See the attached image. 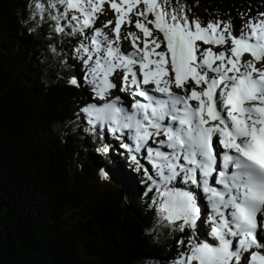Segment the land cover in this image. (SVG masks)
I'll use <instances>...</instances> for the list:
<instances>
[{
	"label": "snow or ice",
	"instance_id": "obj_1",
	"mask_svg": "<svg viewBox=\"0 0 264 264\" xmlns=\"http://www.w3.org/2000/svg\"><path fill=\"white\" fill-rule=\"evenodd\" d=\"M105 5L107 33L97 26ZM35 9L57 35L77 37L87 82L106 100L78 109L84 131L119 141L147 178L156 215L184 234L172 264H264V10L237 25L202 23L179 0H37ZM129 88L144 100L130 109L111 91Z\"/></svg>",
	"mask_w": 264,
	"mask_h": 264
},
{
	"label": "trees",
	"instance_id": "obj_2",
	"mask_svg": "<svg viewBox=\"0 0 264 264\" xmlns=\"http://www.w3.org/2000/svg\"><path fill=\"white\" fill-rule=\"evenodd\" d=\"M36 2L0 0V264H172L184 234L156 215L134 162L108 166L119 141L84 131L78 109L95 96L77 37L57 35L47 13L41 23ZM179 3L202 23L264 10V0Z\"/></svg>",
	"mask_w": 264,
	"mask_h": 264
},
{
	"label": "rangeland",
	"instance_id": "obj_3",
	"mask_svg": "<svg viewBox=\"0 0 264 264\" xmlns=\"http://www.w3.org/2000/svg\"><path fill=\"white\" fill-rule=\"evenodd\" d=\"M108 19H113V21H114V16H113V13L111 12V10H109L107 8V5H105V13L102 14V15H100V17H99V23H98L97 26L102 27V25L104 24V22L106 20H108ZM240 23H241V21H238L237 25H239ZM111 27H112L111 25L109 26V28H103L102 27V30L107 33V32H109V29ZM130 30H133V29L128 28V27H124L123 30H121L122 31V35L124 33H126L127 31H130ZM84 42L87 43V41H84ZM121 47H122V50H124V49L130 50V46L127 44L126 41H121ZM85 72L87 74V66H86V69H85L84 73ZM89 87L91 89V92L94 94V92L92 91V87L91 86H89ZM100 101L102 102V103H99L100 105H102V104H104L106 102V100H100ZM89 103H97L98 104V102L95 101V100H93V99H90V102ZM115 146H116L115 144H110V148L111 149H114ZM115 158H116L115 154H112L111 155V158L108 159L109 160L108 166H109V164L112 165V166H115V164L118 165V164H121L122 163V164H124V167H125V165H127L128 160H129L128 158H126V156L124 157V155H121V158L120 159H117V158L115 159ZM142 165L144 167H146V168H149V167L151 168V165L147 162V160L146 161H143L142 162ZM124 167H121L120 169L122 170V169H124ZM205 217H207V216H205ZM205 220H207V218H205ZM206 231H207L206 229L205 230L203 229L201 232H206Z\"/></svg>",
	"mask_w": 264,
	"mask_h": 264
},
{
	"label": "bare ground",
	"instance_id": "obj_4",
	"mask_svg": "<svg viewBox=\"0 0 264 264\" xmlns=\"http://www.w3.org/2000/svg\"><path fill=\"white\" fill-rule=\"evenodd\" d=\"M123 28L124 27H122V30H123ZM112 92H115L117 95H119L120 96V92H117V90L116 89H112L111 90ZM106 98H108V97H106ZM122 99H121V101L120 102H118L119 104H121L122 102H123V97H121ZM198 196H199V199H198V203L200 204V206H201V202H203V203H205V204H208V206L210 207V204H209V202H208V200H207V197H206V195L205 194H203L202 192H200V193H198ZM205 201V202H204ZM203 205V204H202ZM202 208H203V206H201ZM205 216H207V215H205ZM204 216V217H205ZM205 218H207V217H205ZM210 227V225L209 224H204L203 226H201V229H206V230H208V228Z\"/></svg>",
	"mask_w": 264,
	"mask_h": 264
}]
</instances>
